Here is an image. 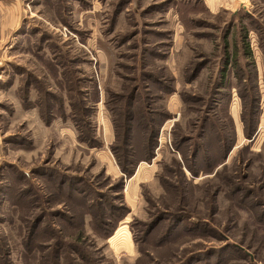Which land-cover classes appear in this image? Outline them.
Instances as JSON below:
<instances>
[{"label": "rangeland", "instance_id": "rangeland-1", "mask_svg": "<svg viewBox=\"0 0 264 264\" xmlns=\"http://www.w3.org/2000/svg\"><path fill=\"white\" fill-rule=\"evenodd\" d=\"M256 19L264 0H0V264H264Z\"/></svg>", "mask_w": 264, "mask_h": 264}, {"label": "trees", "instance_id": "trees-1", "mask_svg": "<svg viewBox=\"0 0 264 264\" xmlns=\"http://www.w3.org/2000/svg\"><path fill=\"white\" fill-rule=\"evenodd\" d=\"M249 19V18H247ZM256 24L255 26L257 27V31L259 33V40H262L263 41V38H264V30L262 29V27H259L258 26V23H257V20H255ZM253 23V22H252ZM254 24V23H253ZM241 32H243V28L241 27ZM244 35V34H242ZM241 35V36H242ZM245 48L246 45L244 46ZM246 50V49H245ZM247 53V52H246ZM225 63V61H224ZM241 98L244 100L245 98L243 97V95L241 94L240 95ZM56 96H51L50 98L53 99L55 98ZM248 98H252V96H249V97H246V102L248 100L249 102V99ZM252 103V102H251ZM127 104H129V109H124L121 111L120 115L116 112V109L117 107L115 108L114 110V113H116L115 117L113 118V125H114V129H115V134L117 132V129L120 130V133L122 131V138H124L121 142L119 140V137L118 135L119 134H116V141L118 144L117 145H114L113 148H112V151L114 153V156L116 157L117 161L119 162L118 165H119V169H120V172L123 174V175H126V176H130L132 177V175L134 174L133 170L132 169H129V167H132V163L130 161H128V156H130L131 154H125L123 155L122 154V160H120V158L118 157V152L122 150V147H121V144H128V141L127 140H132V124L131 122H129V118H131L132 116H134V119H135V112L131 110L130 108V103L127 102ZM256 104H253L249 106V111H248V118H247V127L249 129H253V123H255L254 121V117H253V114L254 112H256L257 110V106H254ZM119 115V116H118ZM122 117V120L124 119V122L123 124L126 122V125L124 127H121L118 125V118ZM133 121V120H132ZM125 129V131H123ZM151 131H154L153 129H150L149 132V136L147 137L146 139V149H147V154L149 156V158L151 159L152 156H153V149H154V146L156 145V140H157V132L154 133V132H151ZM127 137V138H125ZM247 138L250 137V134L249 135H246ZM118 140V141H117ZM179 143H177L176 145H174V147L176 149H178V152L180 153L181 155V159H182V162L183 164L186 163V167L188 168V170L190 171L191 174H194L195 173L192 171V169L189 167V164L187 163V160H188V157L186 155H184V150H185V146L187 144V138H182L181 140L178 141ZM192 155L193 156H197V150L196 148L193 149L192 151ZM129 166V167H128ZM161 221H155V223H152L150 226H149V229L151 230H154V228L160 223ZM237 249H239V247H236Z\"/></svg>", "mask_w": 264, "mask_h": 264}, {"label": "crops", "instance_id": "crops-1", "mask_svg": "<svg viewBox=\"0 0 264 264\" xmlns=\"http://www.w3.org/2000/svg\"><path fill=\"white\" fill-rule=\"evenodd\" d=\"M209 3V2H208ZM222 6V5H221ZM217 7L219 8V6L217 5ZM213 8V7H212ZM259 18V17H258ZM257 20V23H258V26L259 27H262V29L264 30V27L262 26L263 24H261L260 22H259V20H260V18H259V20L258 19H256ZM258 32V31H257Z\"/></svg>", "mask_w": 264, "mask_h": 264}]
</instances>
